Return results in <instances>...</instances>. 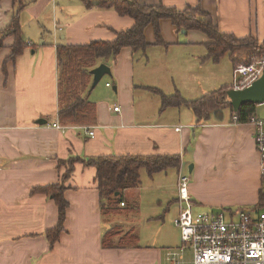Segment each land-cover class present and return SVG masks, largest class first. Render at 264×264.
<instances>
[{"label": "crops", "instance_id": "obj_1", "mask_svg": "<svg viewBox=\"0 0 264 264\" xmlns=\"http://www.w3.org/2000/svg\"><path fill=\"white\" fill-rule=\"evenodd\" d=\"M137 3L177 10L200 8L213 18L220 33L250 38L264 48V0ZM15 7L8 0L0 1V32L10 24ZM19 21L26 44L23 52L14 61L9 59L13 37L4 39L0 49V264L155 263L158 248L142 247L139 236L135 247H115L120 245L118 236L111 247L102 245L106 233L118 229L124 235L132 230L118 228L116 215L103 214L96 169L82 163L74 165L64 182L66 218L58 241L50 246L46 233L57 227V207L50 197L32 191L61 183L67 168H58V163L70 158L87 161L103 156L178 155V169L154 174L155 178L141 172L154 182L160 204L178 203L181 172L189 175L193 212L198 210L195 213L256 205L261 176L253 128L232 123L229 111L224 112L222 121L197 124L184 106L162 109L160 98L148 89L167 96L178 92L188 101L222 87L232 89L238 65L233 67L224 57L232 79L227 85L226 73L214 70L220 61L217 66L207 57L210 40L206 35L192 30L178 32L170 20L163 19L159 22L162 44L156 46L154 29L148 25L144 53L132 54L124 48L115 58L97 62L96 67L106 65L110 75L102 77L94 88L91 80L86 92V99L96 108L95 124L58 130L53 127L58 123L56 48L111 42L116 32L129 30L134 22L114 10L87 8L82 0H37L26 6ZM138 93H142L139 104ZM39 120L45 124H37ZM170 172L175 175L170 185H161ZM141 189L140 185L124 192L126 206L128 198L138 205Z\"/></svg>", "mask_w": 264, "mask_h": 264}, {"label": "trees", "instance_id": "obj_2", "mask_svg": "<svg viewBox=\"0 0 264 264\" xmlns=\"http://www.w3.org/2000/svg\"><path fill=\"white\" fill-rule=\"evenodd\" d=\"M4 1V0H0ZM15 5V14L7 26L0 32V49L7 37H13L10 60L14 61L24 50L25 42L21 36L19 21L20 13L26 6L37 0H8ZM87 8L102 10H114L118 15L129 17L133 20V26L126 31L116 32L115 39L111 42L94 41L87 45L58 46L57 58V89H58V113L57 122L61 126H92L95 124L96 108L94 103L86 99V92L91 85V71L96 68L99 60L115 58L119 52L128 48L132 54L144 53L148 44L144 39V29L151 25L154 29L155 45L162 44L159 22L168 19L175 26L176 31H199L210 40L207 51L208 58L213 63H218L223 57H228L231 65L248 66L256 58L264 54V48L257 46L250 38L236 39L229 34L220 33L213 18L200 8H186L177 10L159 6L139 5L137 0H82ZM149 91L160 98L161 108L186 107L194 115L196 123H206L214 119L222 121L224 112L229 111L230 118L237 117L239 124H245L248 119L255 115V105H244L234 112L227 98V87H222L204 96L188 101L178 92L173 95H164L160 90L148 88ZM76 163L96 169V184L100 197V208L104 215L120 214L126 208L124 192L137 189L141 185V172L144 171L149 177L154 174L165 172L169 169H178L180 157L172 156H103L88 159L70 158L67 162H59L58 168L66 166L67 170L61 178V183L45 188L34 189L32 193H41L50 197L57 207V227L46 233V237L53 247L58 241L63 230L68 203L64 199L66 190L64 182L70 178ZM261 200V191L256 205ZM123 204L124 207L120 205ZM230 211V210H227ZM233 212V211H232ZM119 237L120 245L135 247L138 237L130 233L120 235V230L114 229L105 234L102 245L111 247L114 237ZM115 237V238H116Z\"/></svg>", "mask_w": 264, "mask_h": 264}, {"label": "built area", "instance_id": "obj_3", "mask_svg": "<svg viewBox=\"0 0 264 264\" xmlns=\"http://www.w3.org/2000/svg\"><path fill=\"white\" fill-rule=\"evenodd\" d=\"M264 55L252 64L234 68L232 90H243L262 76ZM264 106V104H262ZM118 111L117 107L113 109ZM232 123L239 124L237 117ZM253 128L254 148L261 176V211L252 215L245 209L194 213L189 195V175L179 172L177 181L178 214L174 220L180 242L192 250V264H264V116L253 115L245 123ZM54 128L62 130L59 123ZM90 137L93 132L84 128ZM124 207L123 204L120 205Z\"/></svg>", "mask_w": 264, "mask_h": 264}, {"label": "rangeland", "instance_id": "obj_4", "mask_svg": "<svg viewBox=\"0 0 264 264\" xmlns=\"http://www.w3.org/2000/svg\"><path fill=\"white\" fill-rule=\"evenodd\" d=\"M94 1L96 2L97 0ZM263 55L256 58L255 61L260 60ZM214 70H221L224 72L223 75L226 73L225 82L227 85H231V72L226 58L223 57L220 60L219 67H214ZM215 75L222 76L219 73ZM141 97L142 93L136 95L137 104H139ZM154 100L156 99L154 98ZM255 108L256 115L264 116V106L256 105ZM173 172L176 175V172ZM173 172L167 174L168 179L162 182L161 185H170L169 183L175 176H172ZM147 177V175L142 173L141 196H137L138 198L136 199L138 205L135 206L132 203V198H128L127 207L123 208L121 213L115 216L117 219L116 225H119L118 228L123 229L125 232L132 230L137 237L139 236L142 247L144 245V247L158 248L159 255L154 264H192V250L188 245L181 244L179 230L174 225V220L178 214V203L174 202L168 205V203L165 204L161 200L162 204H160L158 199H161V196L159 194L157 195L158 191L153 187L155 186L154 182L150 181L148 179L149 177ZM256 206L236 205L228 206L227 208L222 207V209L233 212L239 209H245L252 215H256L257 212L261 211ZM195 212H198V210H195Z\"/></svg>", "mask_w": 264, "mask_h": 264}, {"label": "water", "instance_id": "obj_5", "mask_svg": "<svg viewBox=\"0 0 264 264\" xmlns=\"http://www.w3.org/2000/svg\"><path fill=\"white\" fill-rule=\"evenodd\" d=\"M92 88H94L105 75H110L109 68L101 64L91 72ZM227 98L234 112H237L244 105H262L264 104V69L262 76L253 82L249 87L243 90H228ZM39 125L45 124V121L39 120ZM192 171V166L189 167V172Z\"/></svg>", "mask_w": 264, "mask_h": 264}]
</instances>
